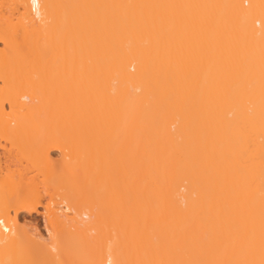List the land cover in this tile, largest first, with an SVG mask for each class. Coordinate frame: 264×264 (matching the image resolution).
<instances>
[{"label": "bare ground", "instance_id": "bare-ground-1", "mask_svg": "<svg viewBox=\"0 0 264 264\" xmlns=\"http://www.w3.org/2000/svg\"><path fill=\"white\" fill-rule=\"evenodd\" d=\"M0 264H264V0H0Z\"/></svg>", "mask_w": 264, "mask_h": 264}, {"label": "rangeland", "instance_id": "rangeland-1", "mask_svg": "<svg viewBox=\"0 0 264 264\" xmlns=\"http://www.w3.org/2000/svg\"><path fill=\"white\" fill-rule=\"evenodd\" d=\"M53 158L54 159H58L59 158V155H58V153L56 152V151H54V154H53ZM32 214H30V217H29V215H25V216H23V215H21V219L22 220H24V221H26V218H27V222H30L31 223V221H32V223L31 224H33L34 222H36L37 224H38V226H39V229H41L42 231L44 230V228H43V220L41 219V217H40V215H36V213H33V215L31 216ZM27 216V217H26ZM24 218V219H23ZM28 220H31V221H28ZM35 220V221H34ZM45 231V230H44ZM43 231V232H44ZM46 232V231H45Z\"/></svg>", "mask_w": 264, "mask_h": 264}]
</instances>
